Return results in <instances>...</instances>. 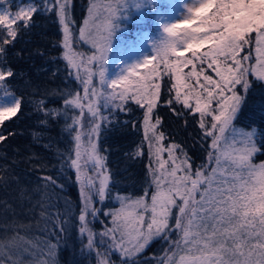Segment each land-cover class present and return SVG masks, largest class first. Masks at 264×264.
Returning a JSON list of instances; mask_svg holds the SVG:
<instances>
[{
	"label": "snow or ice",
	"instance_id": "snow-or-ice-1",
	"mask_svg": "<svg viewBox=\"0 0 264 264\" xmlns=\"http://www.w3.org/2000/svg\"><path fill=\"white\" fill-rule=\"evenodd\" d=\"M7 3L0 0V58L6 54L4 45L15 41L21 28L33 27L32 17L43 7L55 12L62 28L63 54L58 58L66 62L68 77L83 88L82 95L59 92L62 110L47 108L46 99L35 101L46 118L64 119L72 140L60 154L61 169L74 172L79 186L81 251L96 250L98 264H110L113 251L120 253L121 264H140L137 257L159 240L166 246L153 257L155 264H264V162H254L264 153V133L235 123L252 86L249 76L264 82V0H198L187 8L186 18L164 26L167 38L154 46V55L111 80L104 65L125 0H93L89 5L76 42L90 45V55L73 47L71 0H41L39 5L30 0L15 12L3 6ZM15 75L0 59V126L17 116L23 104L10 88L9 78ZM164 75L169 86L162 98L159 81ZM130 104L142 113L132 126L143 135L129 155L140 158L145 147L148 155L139 194L112 191V172L99 142L104 130L120 122V113L133 111ZM160 107L185 125L189 117L196 122L206 153L201 163L194 165L187 150L163 130ZM8 135L0 132V143ZM41 179L45 189L63 190L60 176ZM106 201L118 207L104 210ZM68 213L60 221L61 233L73 214L71 209ZM101 213L108 223L96 233L92 225ZM28 243L19 233L0 239V256L19 264L13 252L28 251ZM45 244L41 255L47 258L39 264H56L59 239Z\"/></svg>",
	"mask_w": 264,
	"mask_h": 264
},
{
	"label": "trees",
	"instance_id": "trees-1",
	"mask_svg": "<svg viewBox=\"0 0 264 264\" xmlns=\"http://www.w3.org/2000/svg\"><path fill=\"white\" fill-rule=\"evenodd\" d=\"M166 1L141 0V6L130 16V20L127 17L126 20L117 21L116 43L120 50L134 46L140 39L139 36L145 32L153 35L152 40L156 46L167 38L162 27H159L162 16L168 14L173 2ZM28 2L30 0H9V3L3 6L15 12L20 5ZM34 2L41 4V0ZM91 2L92 0H71L70 3L71 18L74 22L70 24L74 35L73 47L79 52H82V45L81 42H76L78 30ZM174 5L175 2L172 6ZM32 23L33 27L21 28L15 41L4 45L6 54L0 58L16 73L14 78H9L10 88L16 96L23 99L17 116L6 120L4 125L0 126V132L5 135L14 133L8 135L5 142L0 143V239L11 238L19 233L26 241L43 246H46L45 242L56 243L59 239L56 264H98L96 250L81 251L83 245L77 232L79 186L75 181L74 172L61 169L60 154L67 152L72 146L71 137L64 130L65 121L62 117L46 118L35 107V101L43 98L47 101V108L62 110L64 97L60 96L59 92L71 90L73 94H81L83 88L78 81L68 77L66 62L58 58L63 54V33L55 12H46L41 7V11L32 17ZM186 55L190 56V53ZM190 70L191 66L184 69L185 72ZM207 71L212 74L211 70ZM54 72L56 75H53ZM249 79L252 86L235 123L237 127L249 130L256 127L264 133V82L256 81L252 76H249ZM159 82L162 98H165L169 77L164 75ZM129 106L133 111L127 115L120 113V122L104 130L99 142L112 172V191L139 194L148 155L146 147L145 154L140 158H132L129 155L140 143L143 135L141 129L132 126L142 113L137 110L135 104ZM158 112L164 118L163 130L169 134L170 139L187 150L194 165L201 163L206 153L198 142L199 129L196 122L189 117L188 124L185 125L183 120L173 116L166 107H160ZM76 114H79V110H76ZM45 119L48 121L47 125L42 123ZM124 121L128 123L125 124ZM259 142L261 141L258 140ZM254 162H264V153L258 154ZM45 175L60 176L63 190L45 189L41 179ZM115 207H118V204L113 201H106L103 205L104 210ZM69 209L73 214L69 224L65 225L66 231L61 233L59 224L68 216ZM107 223L108 218L101 213L92 227L99 233ZM165 246L163 242L155 240L137 260L140 264H155L153 257L161 255V249ZM97 249L101 253L105 250V246L99 242V237ZM109 260L110 264H121L122 257L119 252L114 251ZM0 264H11V261L8 256H0Z\"/></svg>",
	"mask_w": 264,
	"mask_h": 264
},
{
	"label": "rangeland",
	"instance_id": "rangeland-1",
	"mask_svg": "<svg viewBox=\"0 0 264 264\" xmlns=\"http://www.w3.org/2000/svg\"><path fill=\"white\" fill-rule=\"evenodd\" d=\"M95 2L104 3L105 0H95ZM174 2L175 5L172 6ZM197 2L198 0H173L170 5L171 8H168V14L162 16L161 24H159L161 26L159 27H162L161 29L164 31L165 25L186 18L189 15L187 8L193 6ZM140 6L141 0H125V4L121 6L119 13L114 20V24L116 25L118 20H126L127 17L129 19ZM116 30L117 28L114 31L111 48L104 65L106 78L109 80L118 78L125 74L127 69L133 64L141 63L143 59L154 55V46H156L155 41L153 42L152 40L153 35L145 32L141 37L139 36L140 39L137 40V43L134 46L125 47V49L120 50V47L117 45L118 43H116ZM79 42H81L80 44L82 45V53L90 55L92 52L90 45L83 41ZM252 62L254 63V60ZM82 94L83 91L81 95ZM33 245L35 247H33ZM24 247H27L28 251L20 253L14 251V258L19 260L20 264H39L40 260L47 258L46 255H41V253H46V246H43L42 244L30 242L25 244Z\"/></svg>",
	"mask_w": 264,
	"mask_h": 264
}]
</instances>
